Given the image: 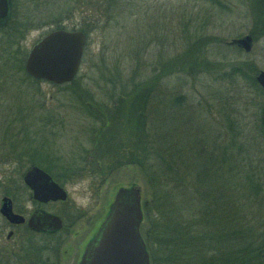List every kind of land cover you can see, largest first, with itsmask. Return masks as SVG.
Instances as JSON below:
<instances>
[{"label": "rangeland", "instance_id": "obj_1", "mask_svg": "<svg viewBox=\"0 0 264 264\" xmlns=\"http://www.w3.org/2000/svg\"><path fill=\"white\" fill-rule=\"evenodd\" d=\"M259 3L262 0H14L11 25L24 31L22 35L17 33L14 42L10 26L0 28V176L9 178V194L15 198V208L33 206L29 188L22 179L30 165H47L61 175L64 170L71 172L70 176L60 177L68 192L66 201L46 204V208L53 212L70 210L69 214H63L66 223L62 228L63 246L71 249L70 254L77 251L78 260L116 188L129 183L142 184L134 165L113 168L101 183L87 166L93 154L91 151L85 154V150L92 149L93 127L99 126L92 106L88 105L108 97L114 78L111 70L119 65L128 74L133 64H138L148 75L161 55L172 54L175 47L184 44L186 27L206 22L205 30L221 36L224 43L251 33L253 45L249 53L238 52L227 44L225 50L227 55L252 59L258 72L264 69V33H258L262 24L254 14ZM57 23L67 29L88 30L76 74L81 81L78 87H57L46 79L35 81L28 77L24 67L32 44L57 28ZM222 50L213 44L207 53L215 59ZM178 74L171 73L166 78L171 87L181 82L177 90L187 93L189 102L209 109L218 122L223 118L220 107L227 99L229 107L224 113L234 114L239 109L244 121L250 123L248 126L262 124L264 94L256 93L249 82L235 85L208 73L195 77ZM79 170L82 172L77 173ZM5 188L0 186V195ZM18 229L21 233L9 242L8 228L0 215V264H33L26 260L35 258L28 255L29 243L34 242L28 236L33 240L36 237L24 233L23 227ZM48 253L44 250L42 254L47 262ZM14 258L16 261H12Z\"/></svg>", "mask_w": 264, "mask_h": 264}, {"label": "trees", "instance_id": "obj_2", "mask_svg": "<svg viewBox=\"0 0 264 264\" xmlns=\"http://www.w3.org/2000/svg\"><path fill=\"white\" fill-rule=\"evenodd\" d=\"M256 11L262 34L264 0ZM11 24L10 19L15 42L24 30ZM207 25L186 27L184 44L161 55L148 75L138 64L128 74L114 66L108 97L88 105L99 126L93 127L92 149L85 150L93 154L87 166L100 183L113 168L136 166L144 194L140 230L151 264H264L263 125L248 126L239 109L224 113L227 99L218 122L209 109L189 102V95L177 90L181 82L171 87L166 80L171 73H208L235 85L249 82L256 93L264 94L253 60L227 55V42L205 30ZM213 44L224 48L219 58L207 53ZM50 82L63 88L81 83L76 75L64 83ZM43 167L59 182L72 174Z\"/></svg>", "mask_w": 264, "mask_h": 264}, {"label": "water", "instance_id": "obj_3", "mask_svg": "<svg viewBox=\"0 0 264 264\" xmlns=\"http://www.w3.org/2000/svg\"><path fill=\"white\" fill-rule=\"evenodd\" d=\"M11 17V0H0V25ZM86 34L81 29L53 28L38 38L27 52L24 67L35 78L54 83L70 81L80 67ZM227 44L236 45L249 52L253 35L245 33L232 37ZM255 78L264 89V69ZM261 122L264 128V105ZM23 181L41 201L65 199L67 192L43 167L32 164L23 174ZM143 190L139 183L120 185L114 191L100 224L86 242L77 264H151L146 242L141 234L143 221ZM1 213L11 221L24 217L12 210L11 198L4 197ZM31 227L52 229L61 226V218L51 212L38 210L28 219Z\"/></svg>", "mask_w": 264, "mask_h": 264}, {"label": "flooded vegetation", "instance_id": "obj_4", "mask_svg": "<svg viewBox=\"0 0 264 264\" xmlns=\"http://www.w3.org/2000/svg\"><path fill=\"white\" fill-rule=\"evenodd\" d=\"M13 8H14V0H11V13L13 12ZM0 27H7V29H9V19L7 20V22L3 25H0ZM6 169H9L6 167ZM3 174H5V171L2 170ZM50 173V172H49ZM24 174V173H23ZM51 174V173H50ZM52 175V174H51ZM3 177L0 176V186H6V188L3 190V193L0 195V207L2 204V200L4 197H10L11 198V207L12 210L18 214L23 215L24 220L23 221H11L9 220V217H7L5 214L1 213L0 210V215L3 217L5 226L8 228V231L6 232V238L9 239V242L11 239L14 238V236L17 234L19 235L21 233V230L18 229V227H23L26 230H24V233H28L29 235H34V237H36V240H33V238L31 236H28L32 239V241H38L36 244L33 242L29 243V251H28V255L31 256H35V258L31 257H27V261L30 260V262H32L33 264H77L78 261L81 258L82 252L81 251L79 258L77 260V254L78 252H71L70 254V250H68V248H66V246H63V230L62 228L65 226V218L63 217L64 212L68 214L70 213V210H64L63 211H59V212H53L48 210V208H46V204H50V203H63L64 201H66L67 196H68V192H67V196L65 199H48L46 201H41L37 198H34L33 196V192L30 189V187L24 184L29 188V196L32 199L33 202V206L30 207H19L17 206L15 208L14 205V201L15 198L13 195L9 194V178L6 179V177L4 175H2ZM53 177V175H52ZM54 178V177H53ZM22 179H23V175H22ZM55 179V178H54ZM56 180V179H55ZM59 184L62 185L61 182H59L58 180H56ZM63 186V185H62ZM65 188V186H63ZM66 190V188H65ZM17 205V204H16ZM38 210H45L48 212H51L53 214L58 215L61 218V226L58 228H52V229H36L33 228L29 225L28 223V219L30 218V216H32L33 213L37 212ZM10 226V229H9ZM89 240V239H88ZM13 243L9 244V253L12 255V250H13ZM84 249V248H83ZM44 250H48L49 253L46 255V257L48 258V262L45 258L42 257V254L44 252ZM42 252V253H41ZM22 252H19V254ZM50 253H52V255H49ZM24 255V254H23ZM44 255V254H43ZM74 258V259H73ZM71 260V263H68V261ZM10 261V260H9ZM12 261H16V258H14V260ZM74 262V263H72ZM18 264V262H16Z\"/></svg>", "mask_w": 264, "mask_h": 264}]
</instances>
